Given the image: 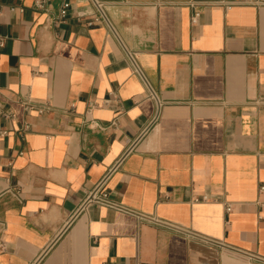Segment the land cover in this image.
Returning <instances> with one entry per match:
<instances>
[{"label": "crops", "instance_id": "0c3cea01", "mask_svg": "<svg viewBox=\"0 0 264 264\" xmlns=\"http://www.w3.org/2000/svg\"><path fill=\"white\" fill-rule=\"evenodd\" d=\"M36 1L0 0V264H264V0ZM104 177L133 213L80 209Z\"/></svg>", "mask_w": 264, "mask_h": 264}, {"label": "built area", "instance_id": "2783aa9c", "mask_svg": "<svg viewBox=\"0 0 264 264\" xmlns=\"http://www.w3.org/2000/svg\"><path fill=\"white\" fill-rule=\"evenodd\" d=\"M89 2L91 3L92 8H93L92 12L90 13L91 20L89 23L90 24H105L110 30H114L113 25L108 16L109 2L107 0H89ZM261 2L263 1H256V3H261ZM43 3H44V0H38L36 1L35 6L37 8H42ZM223 4L224 6L228 5L227 3H223ZM68 9H69V3L68 2L63 3L60 9L59 17L56 20V22L60 23L64 21V19L67 16ZM3 44H4V41L3 39L0 38V46H2ZM127 58L129 60L133 73L137 75L145 85L146 97L155 103V115L152 119V122H155L160 115L164 102L159 97V94L156 91V89L151 85L144 70L142 69L141 65L139 64L137 60L136 54L130 51H127ZM106 180H107V177H104L99 183L95 185L93 189L87 192V195L84 201L82 202L80 209L81 210L84 209V207L87 206L88 204H97V205L113 208L119 211L133 213L129 209L115 203L113 200L110 199L108 192L105 190ZM261 190H264V187H262ZM230 209L231 207L230 205H228L226 208V211H230ZM136 216L139 219L146 220L152 223L153 225L172 228L177 233H183L186 235H195V233L192 231H186L177 225L168 223L154 216L143 215V214H138V213H136ZM209 241H212V240H209ZM212 242H215L218 245H221V243L217 241H212ZM0 246L1 248H3L2 244ZM250 258L261 259L262 261H264V258L258 257L257 255H250Z\"/></svg>", "mask_w": 264, "mask_h": 264}]
</instances>
